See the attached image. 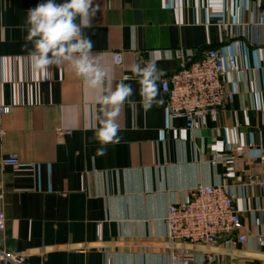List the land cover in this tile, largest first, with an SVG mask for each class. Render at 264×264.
<instances>
[{
  "label": "crops",
  "instance_id": "obj_1",
  "mask_svg": "<svg viewBox=\"0 0 264 264\" xmlns=\"http://www.w3.org/2000/svg\"><path fill=\"white\" fill-rule=\"evenodd\" d=\"M42 2L0 0V160L15 155L20 164L0 165V250L28 264H166L169 206L198 186H222L246 241L195 247L193 264H262L264 186L251 180L264 181V0H93L95 16L81 31L105 74L96 89L65 62L49 66L46 79L30 64L27 12ZM176 49L194 59L218 49L243 70L239 82L226 75L233 99L216 121L194 131L167 117L158 84L145 109L132 73L159 50L156 67L167 77ZM121 82L132 94L115 113L116 138L101 145L94 130L113 112L103 97ZM238 149L233 161L214 160Z\"/></svg>",
  "mask_w": 264,
  "mask_h": 264
},
{
  "label": "built area",
  "instance_id": "obj_2",
  "mask_svg": "<svg viewBox=\"0 0 264 264\" xmlns=\"http://www.w3.org/2000/svg\"><path fill=\"white\" fill-rule=\"evenodd\" d=\"M172 55L178 61L177 69L167 77L159 76L157 80L164 96L167 117L184 119L189 130L206 127L209 122L216 121L220 112L233 99V92L225 84L226 75L232 74L235 82H239L243 70L237 66L234 58L224 55L218 49H209L197 59L184 54L181 49L174 50ZM111 58L113 65H122V53L114 52ZM136 65L143 67L144 63L137 62ZM134 66L133 76L141 79V75L133 70ZM0 111L5 114L7 109ZM241 153L242 150L238 149V152L215 154L214 160L233 161ZM0 165L20 166L15 155L2 158ZM251 183L264 186L261 178H254ZM232 200L231 193L225 187L198 186L190 191L184 202L169 206L163 219V243L167 251L163 256L165 263L193 264L190 252L195 247H217L232 239L234 243H244L246 238L238 234L241 223ZM4 226L5 214L0 193V233L4 231ZM256 242L263 246L261 236L256 238ZM0 260L28 264L24 255L4 250H0Z\"/></svg>",
  "mask_w": 264,
  "mask_h": 264
},
{
  "label": "clouds",
  "instance_id": "obj_3",
  "mask_svg": "<svg viewBox=\"0 0 264 264\" xmlns=\"http://www.w3.org/2000/svg\"><path fill=\"white\" fill-rule=\"evenodd\" d=\"M95 12L93 0H43L28 10L27 39L33 41V51L28 59L41 78L49 77V66L65 62L82 79L85 89L101 86L105 74L90 59L92 42L81 31L91 26ZM159 58L160 52L155 50L143 67L136 65L133 69L141 75L140 95L145 109L151 108L157 95V80L163 75L156 67ZM131 94V87L121 82L109 95L103 97L112 106L113 112L109 118H100L94 130L95 138L101 145L111 143L116 138L118 128L114 122L115 113ZM98 151L102 154L103 148Z\"/></svg>",
  "mask_w": 264,
  "mask_h": 264
}]
</instances>
